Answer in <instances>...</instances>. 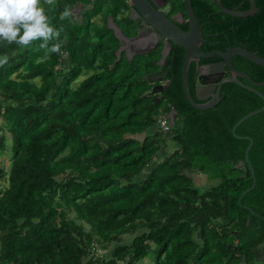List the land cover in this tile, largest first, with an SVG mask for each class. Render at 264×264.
Segmentation results:
<instances>
[{"label":"trees","instance_id":"obj_1","mask_svg":"<svg viewBox=\"0 0 264 264\" xmlns=\"http://www.w3.org/2000/svg\"><path fill=\"white\" fill-rule=\"evenodd\" d=\"M79 4L88 7L80 21L61 19L65 6ZM42 6L51 25L63 28L60 40L67 37L62 54L45 57L41 41L26 49L0 43V56L9 57L0 67V155L11 152L9 169L0 167V264H250L257 251L264 257V112L235 131L253 141L255 186L241 204L252 186L249 142L231 132L262 100L225 84L216 109L196 111L182 93V53L168 62L172 83L162 97H145L156 59L116 62L117 42L105 25L106 15L128 7L123 0ZM99 15L102 26L93 21ZM256 47L264 52L263 41ZM253 67L263 81L264 68ZM171 109L174 125L164 132L158 119ZM167 142L177 144L169 154ZM195 174L211 184L195 186Z\"/></svg>","mask_w":264,"mask_h":264},{"label":"flooded vegetation","instance_id":"obj_2","mask_svg":"<svg viewBox=\"0 0 264 264\" xmlns=\"http://www.w3.org/2000/svg\"><path fill=\"white\" fill-rule=\"evenodd\" d=\"M123 1L128 7L118 13L113 19L122 34L127 38H134L139 33L151 29V34L153 35L152 42L151 38L149 39L147 36L140 46H133L129 49L131 52L130 55H132L130 61L143 59L142 62H145L155 58V66L157 69L153 72L151 77V88L163 86L171 81L169 84L170 86L172 79H168L171 69L168 66V62L170 59H173L176 54L182 53L183 56V50L169 41L166 37L155 32V30L133 9L129 0ZM148 2L158 12L173 22L182 32L186 33L188 31L189 24L185 11V0H148ZM189 2L200 30L197 45L201 55L200 57L198 56L197 60L191 61L188 70V88L190 72L192 71L194 74L192 89L189 88L192 101L198 105L206 104L213 98V95L219 91L217 103L209 110L216 109L220 105L223 95L225 94L223 90L225 84L238 87L251 94L254 93L245 88H250L261 93L260 88L263 86L256 87L255 84L262 83L264 80H255L256 72L253 65L256 64L239 55L234 54L230 56L229 54L232 51L242 49L255 53L257 56L264 59L263 50L256 47V43H261V41L264 42V0H189ZM103 4L106 7L111 5L110 1L108 3L104 2ZM86 9H88V7H84L81 4L73 9L75 21H80L82 19V14L85 13ZM229 12H233L234 15L228 14ZM107 17H109V15L105 16V20ZM96 18L100 20L99 25L102 26L103 17L99 15L93 20H96ZM94 22L96 23V21ZM109 31L113 35V32L111 30ZM116 42L117 47L115 52L119 48V42L117 40ZM145 47L148 49L150 48L147 54H134L137 50L143 51L146 49ZM125 54L126 51L121 52L120 60L125 59L129 61ZM203 55L210 56L203 57ZM224 56H226L227 59H225ZM166 67H168L167 70H165ZM229 76H232L242 86L226 81ZM167 89H165L163 93ZM162 95H160L159 92H155L153 94V100H159ZM254 95L257 96L256 94ZM193 109L195 108L193 107ZM195 110L199 111L197 109ZM239 165L243 164L239 163Z\"/></svg>","mask_w":264,"mask_h":264},{"label":"water","instance_id":"obj_3","mask_svg":"<svg viewBox=\"0 0 264 264\" xmlns=\"http://www.w3.org/2000/svg\"><path fill=\"white\" fill-rule=\"evenodd\" d=\"M133 9L144 19V21L150 25L151 28L155 30V32L159 33L160 35L166 37L169 41H171L173 44L179 46L183 50V62H182V70H181V82H182V90H183V96L186 99V101L195 109L199 111H206L214 107V105L217 103L218 100V92L217 91L213 98L210 99L209 102L203 105L195 104L190 96L189 88H188V70L189 65L191 61L197 60L198 56L200 57L199 48H198V39H199V26L198 22L196 20V17L192 11L191 5L189 0H185V11L188 19L189 29L186 33L182 32L179 28H177L173 22L168 20L164 15H162L160 12H158L149 2L148 0H129ZM228 14L234 15L233 12H229ZM75 21V20H74ZM106 28L108 30H111L113 32V35L115 39L119 42V48L115 52L116 54V62L120 60V54L123 51H126L125 56L128 60H131L132 55L129 49L133 46H140L142 41L148 36L149 39L151 38V42L153 39L152 30L148 29L146 32L139 33L134 38H127L125 37L120 29L118 28L117 24L114 22L111 16L107 17L106 19ZM145 42V41H144ZM146 49L137 50L135 51V55L138 54H147L150 50L147 47ZM239 55L246 60L259 65L261 67H264V59L257 56L255 53L248 52L246 50H235L232 51L229 55ZM210 55H203V57H209ZM225 59H227L226 56H224ZM230 67V66H229ZM231 69V67H230ZM226 81L233 82L239 86H242L237 82L232 76H229ZM171 81H169L167 84L163 86L153 87L150 90H148L145 94V97H151L153 99V94L155 92H159L160 95L163 94V91L168 88ZM256 87H262L264 86V82L255 84ZM246 90L253 92L256 94L263 102V105L261 108L254 110L245 116H243L239 121L235 123V125L232 127L231 132L234 138L238 140H246L249 142V145L247 146L245 152H244V159L245 163L248 165V169L251 174L252 178V186L251 188L243 191L238 199V203L241 204V199L243 196H245L248 192L251 191L252 188L255 186V175L254 170L249 162L248 154L250 149L252 148L253 141L250 137L247 136H237L235 131L238 126H240L243 122H245L247 119L261 114L264 112V96L256 92L250 88H245ZM176 112L174 109H171L170 112L167 115L168 124L169 127H172L174 125V118H175ZM248 211H251L250 208L243 207ZM256 215V214H255Z\"/></svg>","mask_w":264,"mask_h":264},{"label":"clouds","instance_id":"obj_4","mask_svg":"<svg viewBox=\"0 0 264 264\" xmlns=\"http://www.w3.org/2000/svg\"><path fill=\"white\" fill-rule=\"evenodd\" d=\"M44 3L55 5L56 0H0V43L16 44L26 49L34 41H41L39 47L45 51V57L51 54L60 55L67 41L60 40L63 28L51 25L46 15ZM61 19L72 18L75 13L71 6H65L60 13ZM7 55L0 56V67L8 63Z\"/></svg>","mask_w":264,"mask_h":264},{"label":"rangeland","instance_id":"obj_5","mask_svg":"<svg viewBox=\"0 0 264 264\" xmlns=\"http://www.w3.org/2000/svg\"><path fill=\"white\" fill-rule=\"evenodd\" d=\"M93 21H96V23L98 25L100 24V20L98 18H96V20H93ZM63 64H64L63 66H65V63H63ZM250 112H252V111H250ZM142 137H143V135L138 136L137 138L141 139ZM176 148H177L176 143L167 142L166 146L163 148V151L165 153L169 154L173 150H175ZM161 157H162V155H158V159ZM10 159H11V152L7 148L5 150V152L2 155H0V167H2L3 169H5L7 171L9 169V167L11 166V160ZM141 178H142V176L140 175L138 179H141ZM193 180H194V185L199 187V188H204V187L209 186L211 184V182H209L206 179V177L202 174H195ZM145 261L146 260H144V262ZM241 264H245L244 261H242ZM250 264H264V257L260 254L259 251L256 252V259L254 260V262H252Z\"/></svg>","mask_w":264,"mask_h":264},{"label":"built area","instance_id":"obj_6","mask_svg":"<svg viewBox=\"0 0 264 264\" xmlns=\"http://www.w3.org/2000/svg\"><path fill=\"white\" fill-rule=\"evenodd\" d=\"M158 126L159 128L164 131L167 132L169 129V124H168V119L165 117H161L158 119Z\"/></svg>","mask_w":264,"mask_h":264}]
</instances>
